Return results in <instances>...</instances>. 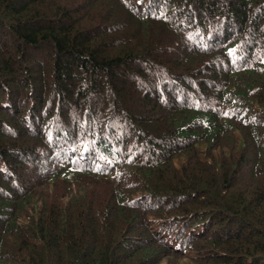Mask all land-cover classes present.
<instances>
[{
	"label": "trees",
	"instance_id": "16d2710c",
	"mask_svg": "<svg viewBox=\"0 0 264 264\" xmlns=\"http://www.w3.org/2000/svg\"><path fill=\"white\" fill-rule=\"evenodd\" d=\"M0 264H264V0H0Z\"/></svg>",
	"mask_w": 264,
	"mask_h": 264
}]
</instances>
